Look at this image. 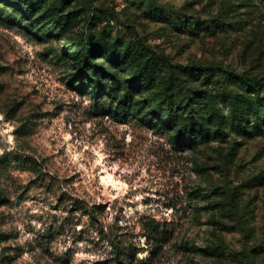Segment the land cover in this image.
I'll return each mask as SVG.
<instances>
[{
    "label": "rangeland",
    "instance_id": "obj_1",
    "mask_svg": "<svg viewBox=\"0 0 264 264\" xmlns=\"http://www.w3.org/2000/svg\"><path fill=\"white\" fill-rule=\"evenodd\" d=\"M0 264H264V0H0Z\"/></svg>",
    "mask_w": 264,
    "mask_h": 264
},
{
    "label": "trees",
    "instance_id": "obj_2",
    "mask_svg": "<svg viewBox=\"0 0 264 264\" xmlns=\"http://www.w3.org/2000/svg\"><path fill=\"white\" fill-rule=\"evenodd\" d=\"M93 56L89 55H83L82 57L78 58L79 60V71L83 75V77L92 79L94 78H102V77H107L108 74L107 72L101 68V66L94 64V62L91 61ZM95 65V66H94ZM135 77L136 83L140 84L142 82V77L140 74H136ZM119 106L118 108H120ZM117 108V109H118Z\"/></svg>",
    "mask_w": 264,
    "mask_h": 264
}]
</instances>
